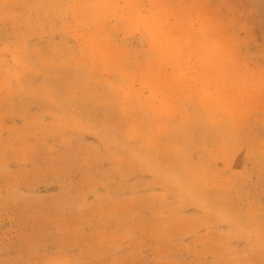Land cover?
<instances>
[{"label": "rangeland", "instance_id": "374dc122", "mask_svg": "<svg viewBox=\"0 0 264 264\" xmlns=\"http://www.w3.org/2000/svg\"><path fill=\"white\" fill-rule=\"evenodd\" d=\"M186 23L208 26L195 52L228 26L261 46L264 0H0V52L16 48L0 64V264H264V118L235 161L216 160L218 128L176 151L153 129L125 137L138 90L123 71ZM107 25L124 69L117 49L95 59Z\"/></svg>", "mask_w": 264, "mask_h": 264}, {"label": "crops", "instance_id": "0c3cea01", "mask_svg": "<svg viewBox=\"0 0 264 264\" xmlns=\"http://www.w3.org/2000/svg\"><path fill=\"white\" fill-rule=\"evenodd\" d=\"M207 27L204 23L199 27L186 23L179 39L172 38L155 46L157 60L153 65L139 60L137 71L129 68L127 72L125 68L124 78L134 82L133 89L138 90L136 117L125 135L128 142H140L153 129L167 147L183 150L202 142L199 136L203 127L218 128L220 145L215 153L216 160L241 159L238 147L248 144L247 136L254 121L264 118V59L257 58L259 52L264 56V45L260 46L259 36H252L253 29L235 31L233 26H228L217 29L218 35L195 52L196 31L204 33ZM112 28L110 25L105 29L98 28L91 46L96 61L103 50L114 59L117 49L118 66L124 69L129 61L127 44L114 39ZM257 31L258 35L264 34L263 28L254 30V34ZM224 32H233L237 36L234 43L221 35ZM225 45L232 49V57L226 61L224 57L218 60L223 55L218 50ZM14 49L10 47V53L7 50L0 52V64L16 65ZM28 54L27 51V63L32 65ZM215 60L220 64L217 65ZM109 64L114 66L115 61ZM14 72L15 68L11 74ZM258 126L264 129V119ZM239 130L246 134L239 136Z\"/></svg>", "mask_w": 264, "mask_h": 264}]
</instances>
